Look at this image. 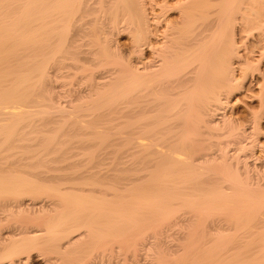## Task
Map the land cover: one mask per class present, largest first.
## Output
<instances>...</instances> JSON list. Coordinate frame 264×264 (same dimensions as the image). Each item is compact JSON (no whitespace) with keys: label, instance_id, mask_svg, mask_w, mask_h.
Listing matches in <instances>:
<instances>
[{"label":"bare ground","instance_id":"6f19581e","mask_svg":"<svg viewBox=\"0 0 264 264\" xmlns=\"http://www.w3.org/2000/svg\"><path fill=\"white\" fill-rule=\"evenodd\" d=\"M246 1L264 10L186 0L179 31L163 21L153 45L130 0H0V264H139L138 251L145 264H264V183L243 156L262 145L264 99L244 119L250 142L219 113L240 59L225 34ZM257 14L246 23L264 31ZM119 25L151 60L119 53ZM171 226L174 247L158 234Z\"/></svg>","mask_w":264,"mask_h":264},{"label":"rangeland","instance_id":"374dc122","mask_svg":"<svg viewBox=\"0 0 264 264\" xmlns=\"http://www.w3.org/2000/svg\"><path fill=\"white\" fill-rule=\"evenodd\" d=\"M131 2H135V4L137 5V6H139V7H136L135 5H134V3L132 4L133 5V7L135 6V8H137V11H139V12H136L138 15H140V16H138V17H140L141 18V13H142V15L145 17V19H146V23H147V21H149L148 23H147V26H148V28L151 30V31H153L152 33H154V34H157L158 32L159 33H162L163 31L162 30H164V27L166 28V23H164V22H167V23H171L172 24V27L174 28V27H176V29H172V30H174V31H172V32H175V33H177L178 31H179V29L178 28H180L179 27V23L181 22V9L180 8H177L178 6H180V5H182L181 3L182 2H184V1H186V0H164L165 2H166V4H164L165 2H163V4H162V1L163 0H130ZM139 1H142V2H139ZM161 1V2H160ZM167 1L169 2L168 4H167ZM211 5L213 4L214 5V3L212 2L211 3V0H207ZM218 3H220L219 1H218ZM246 4H244L245 6H243V4H242V6L243 7H245V9L243 8V7H240V13L241 14H236L235 13V16L236 17H234V18H237L236 20H235V22H232V26L230 25L229 26V28H228V30L229 31H226V34H225V40L227 41V42H225V43H229V40H230V42H234L233 44H234V46H235V52L237 53V56H239V60L237 59V58H235L234 60H233V68H234V74H235V77H234V79L235 78H237L235 81H234V85H235V87L236 88H234L232 91H230L231 93H230V95L228 96V98L229 99H227L226 101L228 102H226L225 101V103H226V105L224 106L223 105V103H224V100H223V103H222V107H221V111H219V113H221L222 112V114L223 115H228V116H230L231 118L234 116L235 118H234V120H235V122L238 120V123H237V125H239V126H237V127H240L236 132L238 133V134H241V132H242V130H245V131H243V132H245V133H242V134H245L246 135V133H247V131L249 130V128H248V126L250 125H248V124H246V120H244V119H246L247 118V123H249V118L247 117V116H249L250 115V110H251V112H253V111H259L258 110V104H259V100L261 101V99L263 100L264 99V95H262V93L264 92V89L262 90V88H264V84H262V87L260 86V88H259V86L257 85V84H259V83H257V81L258 80H256L255 81V78L256 79H259V75H260V72H261V74H264V33H261V34H259V32H262L263 30L262 29H257V25L256 26H252V25H249V24H247L246 23V21H248L249 22V18H250V20L251 19H253L254 18V16H255V14L256 13H258L257 15H259V14H262L263 12H264V10L262 9V7L259 5V4H257L256 3V1L255 2H253L252 4L251 3H249V1L247 2H245ZM257 5H256V4ZM184 4V3H183ZM251 4V5H250ZM162 5V6H161ZM167 5H169V6H167ZM211 5L209 6L210 8H212L213 7V5H212V7H211ZM249 5H250V7H249ZM255 5L256 6H260L261 7V9L263 10V12L262 13H260V7L258 6V7H255ZM157 8H156V7ZM163 6H166V8L164 7V9L165 10H167L168 11V9H169V12H167V11H165L164 9H163ZM217 6H218V4H217ZM216 5L212 8V9H210L209 8V11L211 10L213 13H215L216 11L218 12L219 11V8L217 7ZM152 7V8H151ZM159 7V8H158ZM215 7H216V9H215ZM134 8V9H135ZM140 8H141V10H140ZM243 8V9H242ZM257 8V9H256ZM258 8H259V10H258ZM160 9H163V10H160ZM171 9H172V11H171ZM214 9H215V12H214ZM241 9H242V11H241ZM248 9H249V11H248ZM252 9V10H251ZM254 9V10H253ZM261 10V11H262ZM135 11H136V9H135ZM141 11V12H140ZM158 11V12H157ZM179 11V12H178ZM210 11V12H211ZM246 11V12H245ZM254 11V12H253ZM257 11V12H256ZM161 12V14L159 15V13ZM166 12V13H165ZM238 12V13H239ZM244 12V13H243ZM251 12H253V14H250ZM256 12V13H255ZM152 13V14H151ZM163 13L166 15H164L165 17H164V19L161 17V16H163ZM173 13V14H172ZM255 13V14H254ZM125 14V13H124ZM243 14V15H242ZM248 14H250V17H249V15ZM264 14V13H263ZM262 14V15H263ZM159 15V16H158ZM248 15V17L249 18H247V20H246V16ZM241 16H244V17H241ZM158 17H159V20H158ZM264 17V16H263ZM139 18V19H140ZM157 18V19H156ZM160 18H161V20H160ZM239 18H240V20H239ZM123 19H121V21H122ZM169 20V21H168ZM174 20V21H173ZM180 20V21H179ZM239 21V23H238V21ZM159 21V22H158ZM163 23H162V22ZM255 21V20H254ZM253 21V22H254ZM174 24H173V23ZM178 22V23H177ZM243 22V23H242ZM153 23V25H151ZM240 23H242V24H240ZM244 23L246 24V25H244ZM170 24V25H171ZM121 25V24H120ZM119 25V28H118V30L120 31H116V35L114 34V36H113V42H115V45H116V47H117V49L119 50V53H121L122 52V56L124 55L125 56V54H128L127 56H129L130 57V54L133 52V51H136V53H134V55L132 56V54H131V58H128L129 60H131L132 59V61L133 62H137L136 61V59L138 60V62L141 60V62H143L144 60H145V56H146V60L149 58V56L151 57V55H149L150 54V51L148 52V49H146L145 47H144V51L143 50H141L140 48H139V46H137V45H135L136 47H137V49H136V47H135V49H134V46H133V48L131 49V47H132V44L134 45V43H132V42H134V40H133V35L130 33L131 31H127V30H125V32H124V29H125V27H124V25H122V27H124V29L123 28H121V26ZM151 25V26H150ZM155 25V26H154ZM161 25V26H160ZM166 25V26H165ZM169 25V24H168ZM169 25V26H170ZM240 25V26H239ZM158 26V27H157ZM250 26H251V28H250ZM231 27H234V28H232L231 30H230V28ZM247 27V28H246ZM256 28V29H253V28ZM160 28H161V30H160ZM243 28V29H242ZM244 29H246V30H244ZM250 30L249 32L247 31V30ZM121 30H123V32L121 31ZM158 30V31H157ZM183 30V29H182ZM254 30V31H253ZM246 31V32H245ZM256 31V32H255ZM118 32V33H117ZM121 32H122V34H121ZM157 32V33H156ZM245 32V33H244ZM264 32V31H263ZM159 33L157 34V36L159 35ZM130 34L132 35V36H130ZM152 35L153 37H151V43L154 45V44H159L160 42H161V37L160 36H156V35ZM263 34V35H262ZM161 35V34H160ZM258 35V36H257ZM231 36V37H230ZM261 36V37H260ZM154 37H157V39H155ZM257 37V38H256ZM259 37V38H258ZM154 38V39H153ZM158 38H159V40H158ZM157 42H156V41ZM260 40V41H259ZM262 40V41H261ZM156 42V43H155ZM159 42V43H158ZM261 42V43H260ZM257 43V44H256ZM261 44H262V46H261ZM118 45V46H117ZM251 45V46H250ZM253 45V46H252ZM131 46V47H130ZM238 47V48H237ZM249 47H251V48H249ZM260 50H259V49ZM262 48H263V50H262ZM84 49H85V47H84ZM121 49V50H120ZM253 49V50H252ZM258 49V50H257ZM132 50V51H131ZM137 50H139V51H137ZM146 50V51H145ZM246 50V51H245ZM131 53H130V52ZM245 51V52H244ZM254 51H256V52H254ZM259 51H260V53H259ZM261 51H262V53H261ZM125 52V54H123ZM145 54H144V53ZM244 52V53H243ZM246 53V54H245ZM248 53V54H247ZM136 54V55H135ZM143 54H144V56H143ZM240 54V55H239ZM245 54V55H244ZM139 55V56H138ZM248 55H249V57H248ZM261 55V56H260ZM263 55V56H262ZM127 56H125V58L127 57ZM136 56H137V58H136ZM260 56V57H259ZM251 57V58H250ZM139 58H141V59H139ZM144 58V59H143ZM135 59V60H134ZM261 59V60H260ZM145 60V61H146ZM149 60H151L150 58H149ZM258 60H259V62H258ZM148 61V60H147ZM239 61V62H238ZM240 63V64H243V65H245L244 66V68H247V70L246 71H242V70H240V67L238 66V67H236L237 66V64L236 63ZM244 62V63H243ZM258 62V63H257ZM246 63V64H245ZM260 63V64H259ZM234 64H235V67H234ZM250 65H252V67L250 66ZM257 65H259V67L256 66ZM255 66V67H254ZM249 67H250V70H249ZM254 68L255 69H257V70H254ZM258 68H260L259 70H258ZM236 69V70H235ZM239 70H240V72H239ZM64 71L65 72H67V70L65 69V70H63V72L61 71V73H64ZM103 72L104 71H106V70H102ZM102 71H96L95 72V74L98 76V74L99 75H101L100 73L102 72ZM242 71V72H241ZM250 71V72H249ZM256 72V74H257V72H258V76H256V74H255V72ZM99 72V73H98ZM102 72V75H101V77L105 74V72L103 73ZM237 72V73H236ZM239 72V73H238ZM241 74V75H240ZM248 76V77H247ZM96 77V76H95ZM98 77H100V76H98ZM258 77V78H257ZM97 78V77H96ZM97 79H99V78H97ZM239 80V81H238ZM60 81V80H59ZM56 82V83H62V81H60V82ZM68 82V81H67ZM55 83V84H56ZM74 83H78V82H76V80L74 81ZM238 85V87H237V85ZM241 86V87H240ZM84 87V86H83ZM239 88V90H237ZM261 89L262 90V92H261V90H259V89ZM235 89H236V91H235ZM241 89V90H240ZM260 92H259V91ZM235 93H234V92ZM261 93V95H259ZM264 94V93H263ZM260 97H259V96ZM257 96H258V99H257ZM263 97V98H262ZM243 98V99H242ZM261 98V99H260ZM239 103V104H237V103ZM224 103V104H225ZM233 103H235V104H233ZM229 104V105H228ZM232 104V105H231ZM228 105V106H227ZM227 106V107H226ZM232 106V107H231ZM226 108V109H225ZM256 108H257V110H256ZM226 111V112H225ZM226 114H225V113ZM233 113V114H231V113ZM237 112V113H236ZM254 112V113H255ZM231 114V115H230ZM249 114V115H248ZM233 119V118H232ZM241 120V122L243 123V121H244V123L243 124H245V125H243L242 123V125H243V127H241L240 126V120ZM264 118H262L260 121L261 122H259L260 123V125H261V131L263 132L264 131ZM263 125V126H262ZM244 126H245V129H241V128H244ZM250 127V126H249ZM263 128V129H262ZM261 131L259 132V133H261ZM249 132V131H248ZM264 133V132H263ZM263 133H261L260 134V136H258L257 137V139L259 140H257V142H258V144H262V145H257V146H254L253 148H251V150H249V149H247V150H245L246 152H244L245 154H243V156H245V158H247L248 160H250L251 162H253L252 164H256L255 166H256V168H254V165H252L247 159H246V161H247V163H249V170L251 169V168H253L255 171H256V169H258V171H259V174L262 176V182L264 183V152H262L263 150H264V135H263ZM249 134V135H248ZM247 137L246 138H248L249 139V142H250V140H251V138H249L250 136H251V132H249V133H247V135H246ZM249 136V137H248ZM115 138V137H114ZM117 138H115V140H116ZM248 139H246L245 140V143H248ZM247 141V142H246ZM248 144H250V143H248ZM204 146L205 145H201V146H198L197 148H199V147H202V149H204ZM258 146H263V148L261 147H258ZM109 148V150H113V148L114 147H108ZM230 148H231V146H230ZM234 148V147H233ZM249 148V147H248ZM105 149V148H104ZM106 150V149H105ZM115 150V149H114ZM254 150V151H253ZM253 152V153H252ZM260 152V153H259ZM243 153V152H242ZM248 153H251V154H248ZM263 153V154H262ZM249 155V157L250 156H252L251 158H249L248 157V155ZM255 154V155H254ZM247 155V156H246ZM254 155V156H253ZM257 156H259L258 157V159H257ZM260 158V159H259ZM257 159V160H256ZM255 160V161H254ZM261 161H262V163H261ZM255 162V163H254ZM257 162V163H256ZM262 164H263V166H262ZM252 167H251V166ZM259 165V166H258ZM261 169H259L258 167ZM260 166H262V167H260ZM253 169H251L250 170V172L252 173H254L255 174V178H257V177H259L260 175L259 174H257V175H259V176H257L256 177V172H254V170ZM252 173V174H253ZM258 173V172H257ZM251 174V175H252ZM254 177V176H253ZM260 178V177H259ZM258 178V180H260ZM261 182V183H262ZM186 215V214H185ZM181 230L180 228H178V226H171V227H169V228H167L165 231L164 230H161V231H163V232H161V233H158V234H161L159 237L161 238L162 237V243L163 244H166V245H168V246H176L177 245V243H179L177 240H176V238L178 239V237H180V231L179 230ZM179 231V232H178ZM175 232V233H174ZM177 232V233H176ZM175 234H177V235H179V236H176ZM176 236V237H175ZM175 238V239H174ZM177 242H176V241ZM176 244V245H175ZM137 255H138V257H139V264H145V263H147L146 261H145V258H144V252L143 251H138L137 252ZM116 259H113L112 260V263L113 264H116ZM111 263V264H112ZM128 264H132V262L131 261H129L128 262Z\"/></svg>","mask_w":264,"mask_h":264}]
</instances>
